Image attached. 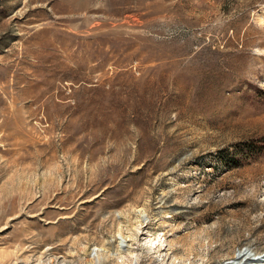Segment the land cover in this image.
Wrapping results in <instances>:
<instances>
[{
    "label": "rangeland",
    "instance_id": "1",
    "mask_svg": "<svg viewBox=\"0 0 264 264\" xmlns=\"http://www.w3.org/2000/svg\"><path fill=\"white\" fill-rule=\"evenodd\" d=\"M0 217V264L264 254V0H0Z\"/></svg>",
    "mask_w": 264,
    "mask_h": 264
},
{
    "label": "bare ground",
    "instance_id": "2",
    "mask_svg": "<svg viewBox=\"0 0 264 264\" xmlns=\"http://www.w3.org/2000/svg\"><path fill=\"white\" fill-rule=\"evenodd\" d=\"M134 212H135L134 214L137 215V219L140 221V226L145 228V224L149 220V214H147V210L146 211H145V209L140 210V211L136 210ZM1 220H2V218L0 217V221ZM146 227H147V224H146ZM126 237L127 236H124L122 233H119L118 236L115 238V241L117 242V252L118 253H121L122 247H123L122 245L127 243L126 241L128 240V238L126 240ZM85 245H83V246H85ZM110 245H112V244H110ZM53 250H54V248L53 249L50 248L48 251H53ZM77 250H78V247H77ZM82 251H83V253L87 252L85 249H82ZM111 251H112L111 247L101 245V247H98L97 249L92 251L91 254H89L90 257L93 256L92 260L90 261L91 264H103V263L109 262L110 256H111ZM79 252H81V251H79ZM73 253H74V251H73ZM86 255H88V254H86ZM262 259H264V254H259L257 252H254L251 249H245V250L239 252L237 259H235L232 264H262L263 263Z\"/></svg>",
    "mask_w": 264,
    "mask_h": 264
},
{
    "label": "trees",
    "instance_id": "3",
    "mask_svg": "<svg viewBox=\"0 0 264 264\" xmlns=\"http://www.w3.org/2000/svg\"><path fill=\"white\" fill-rule=\"evenodd\" d=\"M259 149L255 146V145H252V146H248L247 149H245V152H251L252 154H254L255 152H259L258 151ZM227 166H235L234 164L236 163V159L232 157V159H230L229 156H224L223 157H220ZM230 164V165H228Z\"/></svg>",
    "mask_w": 264,
    "mask_h": 264
}]
</instances>
